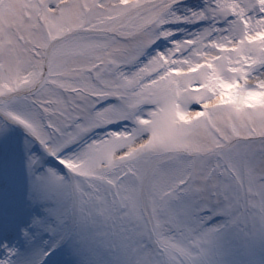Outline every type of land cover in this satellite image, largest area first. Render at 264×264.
<instances>
[{
	"label": "snow or ice",
	"instance_id": "6c2138e0",
	"mask_svg": "<svg viewBox=\"0 0 264 264\" xmlns=\"http://www.w3.org/2000/svg\"><path fill=\"white\" fill-rule=\"evenodd\" d=\"M264 0H0V264H264Z\"/></svg>",
	"mask_w": 264,
	"mask_h": 264
},
{
	"label": "rangeland",
	"instance_id": "374dc122",
	"mask_svg": "<svg viewBox=\"0 0 264 264\" xmlns=\"http://www.w3.org/2000/svg\"><path fill=\"white\" fill-rule=\"evenodd\" d=\"M256 258H257V260L264 259V251H261L260 249H257Z\"/></svg>",
	"mask_w": 264,
	"mask_h": 264
}]
</instances>
